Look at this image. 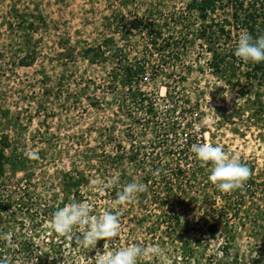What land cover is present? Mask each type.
<instances>
[{
    "label": "rangeland",
    "instance_id": "obj_1",
    "mask_svg": "<svg viewBox=\"0 0 264 264\" xmlns=\"http://www.w3.org/2000/svg\"><path fill=\"white\" fill-rule=\"evenodd\" d=\"M192 1L0 0V264H95L133 244L160 252L138 264H264V74L234 55L245 11L224 0L204 19ZM205 142L257 186L218 190L191 152ZM130 182L144 191L114 206ZM73 199L118 212V236L59 237Z\"/></svg>",
    "mask_w": 264,
    "mask_h": 264
},
{
    "label": "clouds",
    "instance_id": "obj_2",
    "mask_svg": "<svg viewBox=\"0 0 264 264\" xmlns=\"http://www.w3.org/2000/svg\"><path fill=\"white\" fill-rule=\"evenodd\" d=\"M234 55L246 63L258 64L264 62V35L253 37L247 30H241L234 50ZM191 152L201 165L211 164L208 180L220 191L231 192L243 188L251 175L247 164L235 157L229 156L221 145L211 143H195ZM118 176H113L107 181H102L104 187L116 184ZM96 181H93L95 184ZM144 191L142 183L130 182L117 193L115 205L130 202L134 197ZM52 230L61 238L75 239L76 243L92 250L99 240L105 244L111 238L118 236L121 225L118 212L104 211L99 216L92 214L91 205L73 199L64 207L57 209L51 220ZM80 231L74 233V229ZM10 239V238H9ZM104 244V246H105ZM159 255L158 249H146L139 244H133L115 251L97 252L95 264H138V260L148 254Z\"/></svg>",
    "mask_w": 264,
    "mask_h": 264
},
{
    "label": "trees",
    "instance_id": "obj_3",
    "mask_svg": "<svg viewBox=\"0 0 264 264\" xmlns=\"http://www.w3.org/2000/svg\"><path fill=\"white\" fill-rule=\"evenodd\" d=\"M224 0H203L201 2H198L197 0H193L189 5L188 8H190V10L192 11H199L200 14L202 15V17L205 19L207 18V11H211L214 12L217 9V3L218 2H223ZM239 1H242L239 3ZM251 4L246 8H244V3L248 2V0H232L231 3L228 2V4H232V2H234L236 5H239V8L236 9L235 13H233V18L235 19H239L240 16L237 13L238 9H240L241 11H245V15L243 16L242 19V26H244L246 29H249V32L251 33V35L255 38L258 37L260 35H264V0H250ZM239 3V4H238ZM234 4V5H235ZM221 7L223 8L224 6L221 5ZM240 20V19H239ZM261 20L262 23L261 25H263V28H261V26H259L258 21ZM259 21V22H261ZM221 23H226L228 26H230V23L228 18H224L222 19ZM220 21H212V24L210 27H213V25H217L219 26V31L220 33H222V35H229L230 31L227 30L226 31V26L221 24ZM205 32H203L202 34L204 35ZM214 62L211 63V65H213V68H215L216 70H220V66L221 64H224V60L223 59H217L216 54L214 55ZM216 61V62H215ZM226 63V62H225ZM250 64V63H249ZM253 64V63H251ZM131 70V69H129ZM128 70V71H129ZM254 72V73H253ZM257 73H261L262 75L264 74V62L258 63V64H253L251 67V70L247 73L249 77L252 76V74L256 75ZM254 75V76H255ZM3 159H4V153L0 150V177H2L3 173H4V163H3ZM251 170V175L249 177V179L247 180L246 184H245V189L247 187V189L249 191H251V189L253 190L255 188L256 185V178L254 177V168L253 167H249ZM248 190H243L238 189L239 192H242V194L245 196V194L247 193ZM243 197V196H242ZM170 219L176 220L177 223L180 221L178 216H172L170 217ZM226 225V229L229 225V223H225ZM209 231L210 234L215 237V235L218 233V225L216 224H211L209 226Z\"/></svg>",
    "mask_w": 264,
    "mask_h": 264
}]
</instances>
